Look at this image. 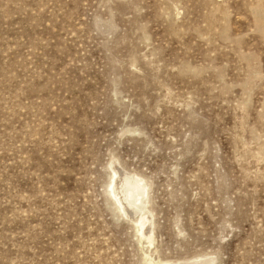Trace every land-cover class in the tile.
Segmentation results:
<instances>
[{
	"label": "rangeland",
	"instance_id": "374dc122",
	"mask_svg": "<svg viewBox=\"0 0 264 264\" xmlns=\"http://www.w3.org/2000/svg\"><path fill=\"white\" fill-rule=\"evenodd\" d=\"M196 261L264 264V0H0V264Z\"/></svg>",
	"mask_w": 264,
	"mask_h": 264
},
{
	"label": "bare ground",
	"instance_id": "6f19581e",
	"mask_svg": "<svg viewBox=\"0 0 264 264\" xmlns=\"http://www.w3.org/2000/svg\"><path fill=\"white\" fill-rule=\"evenodd\" d=\"M119 176L116 180V182H122V184L124 183L123 188L119 190V193L117 194V196L119 197V199L117 200L116 197L114 196V201L115 204L120 205V203L122 202V204H126L127 206H131V205H135L138 203V201L140 199H142L143 194H142V190L145 189V186L142 184L141 180H135L132 179L130 177H121L119 180ZM115 182V184H116ZM122 184L120 186H122ZM113 189V187H112ZM114 192V191H113ZM112 192V193H113ZM125 202V203H123ZM122 212L125 211V209H120ZM193 264H211V261L209 262H202V261H196Z\"/></svg>",
	"mask_w": 264,
	"mask_h": 264
}]
</instances>
